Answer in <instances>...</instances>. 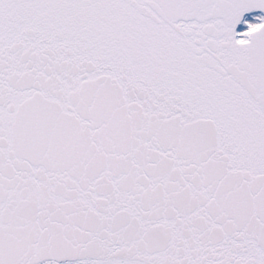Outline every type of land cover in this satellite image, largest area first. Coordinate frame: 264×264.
Listing matches in <instances>:
<instances>
[{
	"label": "snow or ice",
	"instance_id": "snow-or-ice-1",
	"mask_svg": "<svg viewBox=\"0 0 264 264\" xmlns=\"http://www.w3.org/2000/svg\"><path fill=\"white\" fill-rule=\"evenodd\" d=\"M0 264H264V0H0Z\"/></svg>",
	"mask_w": 264,
	"mask_h": 264
}]
</instances>
